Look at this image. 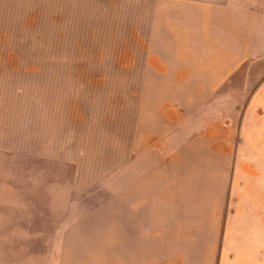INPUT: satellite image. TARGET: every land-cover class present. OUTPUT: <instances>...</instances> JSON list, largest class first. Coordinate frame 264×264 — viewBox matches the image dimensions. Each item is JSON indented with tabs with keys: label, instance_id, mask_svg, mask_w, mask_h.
Listing matches in <instances>:
<instances>
[{
	"label": "crops",
	"instance_id": "1",
	"mask_svg": "<svg viewBox=\"0 0 264 264\" xmlns=\"http://www.w3.org/2000/svg\"><path fill=\"white\" fill-rule=\"evenodd\" d=\"M123 4L145 57L121 116L53 145L33 118L23 150L0 67V264H264V0Z\"/></svg>",
	"mask_w": 264,
	"mask_h": 264
},
{
	"label": "rangeland",
	"instance_id": "2",
	"mask_svg": "<svg viewBox=\"0 0 264 264\" xmlns=\"http://www.w3.org/2000/svg\"><path fill=\"white\" fill-rule=\"evenodd\" d=\"M123 3L0 0V9L14 12L11 31H2L0 38L18 40L17 48L6 51L19 55L18 61L0 64L2 95L4 100L11 93L19 98L23 150L33 118L34 132L41 138L47 132L52 143L64 128L75 130L81 121L102 123L114 113L121 116L123 100L128 104L138 100L144 34L124 21ZM11 69L15 77L7 78ZM46 105L51 107V125L45 121ZM0 211L9 218V209Z\"/></svg>",
	"mask_w": 264,
	"mask_h": 264
}]
</instances>
